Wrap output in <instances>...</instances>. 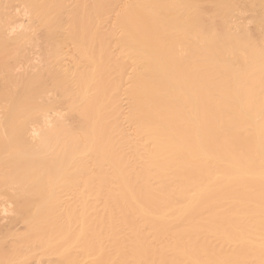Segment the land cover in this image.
Listing matches in <instances>:
<instances>
[{
    "label": "bare ground",
    "instance_id": "obj_1",
    "mask_svg": "<svg viewBox=\"0 0 264 264\" xmlns=\"http://www.w3.org/2000/svg\"><path fill=\"white\" fill-rule=\"evenodd\" d=\"M2 197L0 264H264V0H0Z\"/></svg>",
    "mask_w": 264,
    "mask_h": 264
},
{
    "label": "rangeland",
    "instance_id": "obj_2",
    "mask_svg": "<svg viewBox=\"0 0 264 264\" xmlns=\"http://www.w3.org/2000/svg\"><path fill=\"white\" fill-rule=\"evenodd\" d=\"M20 10V9H19ZM16 11H18V10H16ZM253 11H250V10H241V9H239V10H236L235 11V13H234V16H233V18H234V20H236V21H241L242 23L243 22H247L246 24L248 25V27L249 28H251L250 30H252L253 31V29H255L256 30V28H253L254 27V25H256V24H254L253 23V19L252 18H250V16H252V15H254L253 13H252ZM252 13V14H251ZM26 18H27V16L26 15H24ZM24 16H22L23 18H24ZM25 23H27V20L25 21ZM41 31H42V29H37V31L35 30V36H36V38H37V36H38V38L37 39H39V37H41V35H42V33H41ZM39 34H41L40 36H39ZM36 38H35V40H36ZM42 39V38H41ZM35 40H34V42L32 41V43H30V42H26L25 44H26V46H27V48H29V56L31 55V57H30V59H33L34 61L35 60H37V61H35V63H38L39 64V62L41 61V59H42V57H41V53L43 52V49H42V46H41V40H40V42L38 41V40H36L37 42H35ZM37 44H39V47L41 46V48H39L38 46H37ZM33 45H34V47H33ZM31 46V47H30ZM27 52H28V49H27ZM41 54V55H40ZM33 57H35V58H33ZM39 57H41V58H39ZM29 59V60H30ZM33 60H32V62L30 61H28L27 62V60H22V63L24 62L25 64H28V63H34L33 62ZM39 61V62H38ZM27 62V63H26ZM23 67H24V64H23ZM63 107V106H62ZM62 107H59V109H58V112H54V113H51V114H53V115H59L58 113H65L64 112V110H63V108ZM51 114H49L50 116H51ZM52 115V118L54 117ZM2 198H4V199H2ZM2 198H0V203H2V208L0 207V226L2 227V224L4 225V228L6 227V225H9L10 224V222H8V221H11V223L13 224V222H12V218H14V216H12V215H10V214H13L12 213V211H10V210H7V212L8 211H10V212H8V213H6L5 211V213H1V211L3 212V208H7V207H10V205L7 203L8 201H7V199L5 198V197H2ZM5 200H6V203L5 204H3L4 202H5ZM6 204H8V206L6 205ZM3 205H5V206H3ZM1 206V205H0ZM14 215H15V213H14ZM2 216V217H1ZM10 216V217H9ZM12 216V217H11ZM2 218V219H1ZM4 218V219H3ZM14 220V219H13ZM22 226V224H19V226H17V227H21ZM33 258V259H32ZM30 257V260H26L27 261V263H25L24 261H23V263H22V261L21 260H16L15 262H19V263H17V264H34L35 263V260H36V258H34V257ZM21 261V262H20Z\"/></svg>",
    "mask_w": 264,
    "mask_h": 264
}]
</instances>
